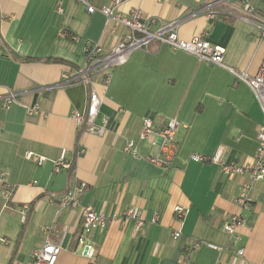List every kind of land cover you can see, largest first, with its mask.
I'll return each instance as SVG.
<instances>
[{
    "label": "crops",
    "instance_id": "1",
    "mask_svg": "<svg viewBox=\"0 0 264 264\" xmlns=\"http://www.w3.org/2000/svg\"><path fill=\"white\" fill-rule=\"evenodd\" d=\"M205 1L122 0L117 9L139 8L144 17L157 19L154 27L177 21L179 37L201 33L223 48L226 65L255 74L264 55L258 29L238 16L208 18L199 10ZM250 3L264 14V0ZM62 9H55L54 0H0V264H30L33 249L45 239V225L53 226L49 238L60 247L56 264H264V182L253 186L235 243L222 225L239 211L241 176L189 158L221 147L227 163L253 161L263 114L251 89L224 67L152 41L114 67L107 84L94 80L101 97L97 120L108 118L106 132L83 131L71 113L85 112L89 87L70 79L84 63L87 44L100 41L108 48L126 30L103 31V14L87 13L75 0H63ZM9 91L18 101L5 108ZM35 104L39 112H28ZM144 116L155 127L173 117L179 121L170 167L124 153L125 140L137 139ZM139 145L151 150L145 142ZM28 151L43 162L26 157ZM61 153L71 167L55 172ZM81 184L79 204L57 209L56 194ZM175 205L189 208L180 220ZM82 206L109 217L91 235L93 259L78 241ZM128 209L143 218L141 231L126 217ZM174 231L180 232L176 238ZM238 246L242 256L235 252Z\"/></svg>",
    "mask_w": 264,
    "mask_h": 264
},
{
    "label": "built area",
    "instance_id": "2",
    "mask_svg": "<svg viewBox=\"0 0 264 264\" xmlns=\"http://www.w3.org/2000/svg\"><path fill=\"white\" fill-rule=\"evenodd\" d=\"M62 1L54 0L55 9L58 12L63 10ZM75 1L83 5L87 13L99 11L103 14V31L115 33L118 28L126 30L125 33L121 34L120 39L108 48L104 47L100 41L87 44L84 47V63L77 69L73 78L70 79L71 83H82L89 87L85 112L73 110L71 113L83 131L95 133L99 136H103L106 132L108 118L103 116L97 120L101 97L95 88L94 80L98 79L103 85L107 84L111 70L114 67L124 64L134 50L146 49L147 45L152 41H155L158 46L164 45L173 50L185 51L210 65L224 67L233 73L236 80L245 83L251 89L263 114V121L256 135L257 146L253 161L241 164L227 163L222 159L221 147L212 155L202 153H191L189 155V158L196 162L217 164L220 172L224 175L241 176V189L235 198L239 211L231 214L222 225L223 230L230 235L232 241L235 243L239 242L241 239L239 229L245 226L243 212L251 207L250 193L256 182H264V55L256 73L249 75L246 71H236L226 65L223 61V48L209 42L203 34H194L188 39L179 37L175 30L177 21L160 22L154 27L157 19L144 17L139 8H132L127 13L119 12L117 7L122 0H111L110 5L99 7L94 5L93 0ZM199 10L211 19L223 15H232L248 20L258 29L260 40L264 39V14L255 11L250 0H206L200 5ZM63 78L66 79L68 77L63 74ZM17 101L16 94L9 91L4 97L2 105L8 108L10 105L17 103ZM28 112H39L38 104L29 107ZM179 124V121L173 117L166 119L161 126L155 127L152 118L144 116L137 139H126L122 149L124 153L134 158L143 159L163 168L170 167L178 151L176 131ZM139 142H145L151 150L142 149ZM25 156L34 158L38 163H42L44 160L43 157L33 155L30 151L26 152ZM70 167V160L65 158L64 153H61L59 158L54 161L53 171L58 172ZM3 176L4 173H0V180H2ZM82 188L83 184L61 191L56 196L53 195V197H57V209L77 206ZM2 195L5 199H8L10 195V189L7 184H4ZM188 210V207L175 205L173 208L175 218L178 220L182 219ZM125 215L134 220L135 231H141L144 221L140 214L133 209H128ZM81 219V233L78 241L86 247L85 255L89 259H93L96 254V248L91 235L95 230L105 228L109 222V217L91 206H82ZM156 219L157 215L155 214L152 220L155 221ZM52 229V225L43 226L45 239L40 246L33 249L30 264H56L60 247L49 238V233ZM179 234V231H174L173 238L178 237ZM196 246L197 244H194L192 249ZM243 251V246H238L235 252L238 256H242Z\"/></svg>",
    "mask_w": 264,
    "mask_h": 264
},
{
    "label": "trees",
    "instance_id": "3",
    "mask_svg": "<svg viewBox=\"0 0 264 264\" xmlns=\"http://www.w3.org/2000/svg\"><path fill=\"white\" fill-rule=\"evenodd\" d=\"M25 59H30V57H25ZM45 60H55V61H61V59H59V58H44ZM38 60H41V59H38ZM33 204V202H31L30 203V205H32Z\"/></svg>",
    "mask_w": 264,
    "mask_h": 264
},
{
    "label": "water",
    "instance_id": "4",
    "mask_svg": "<svg viewBox=\"0 0 264 264\" xmlns=\"http://www.w3.org/2000/svg\"><path fill=\"white\" fill-rule=\"evenodd\" d=\"M85 249H86V247H84V253H85Z\"/></svg>",
    "mask_w": 264,
    "mask_h": 264
}]
</instances>
